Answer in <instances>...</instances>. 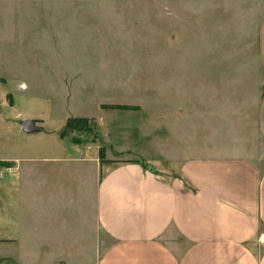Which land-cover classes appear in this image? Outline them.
I'll return each instance as SVG.
<instances>
[{"label":"crops","instance_id":"obj_1","mask_svg":"<svg viewBox=\"0 0 264 264\" xmlns=\"http://www.w3.org/2000/svg\"><path fill=\"white\" fill-rule=\"evenodd\" d=\"M256 44L264 66V17ZM2 84L0 264H264V91L251 111L161 112L148 162L48 136L39 173Z\"/></svg>","mask_w":264,"mask_h":264},{"label":"rangeland","instance_id":"obj_2","mask_svg":"<svg viewBox=\"0 0 264 264\" xmlns=\"http://www.w3.org/2000/svg\"><path fill=\"white\" fill-rule=\"evenodd\" d=\"M263 17L264 0H0L8 117L40 120L29 134L39 173L48 165L46 139L70 118L94 125L107 157L155 160L161 112L169 119L171 111L201 110L203 100L210 110L241 101L251 111L264 91L256 44ZM72 133L83 145L94 138Z\"/></svg>","mask_w":264,"mask_h":264},{"label":"trees","instance_id":"obj_3","mask_svg":"<svg viewBox=\"0 0 264 264\" xmlns=\"http://www.w3.org/2000/svg\"><path fill=\"white\" fill-rule=\"evenodd\" d=\"M110 108H115V109H135V107L132 106H127V105H112V106H108ZM72 132H76V133H83L86 135L89 134H94V138L91 140V143H95L96 141V131L94 128V125L90 124L88 119H84V118H70L66 121L65 126L62 130V132H60V136L64 137L66 134L72 133ZM72 142L74 143H79L82 142L83 140H78L76 138H72L71 139ZM103 150L99 149V156L100 158H103Z\"/></svg>","mask_w":264,"mask_h":264},{"label":"water","instance_id":"obj_4","mask_svg":"<svg viewBox=\"0 0 264 264\" xmlns=\"http://www.w3.org/2000/svg\"><path fill=\"white\" fill-rule=\"evenodd\" d=\"M21 130L24 133H34L39 131V127L35 125V122L33 120L25 119L21 124Z\"/></svg>","mask_w":264,"mask_h":264},{"label":"built area","instance_id":"obj_5","mask_svg":"<svg viewBox=\"0 0 264 264\" xmlns=\"http://www.w3.org/2000/svg\"><path fill=\"white\" fill-rule=\"evenodd\" d=\"M258 242L262 245H264V233L260 234L258 237Z\"/></svg>","mask_w":264,"mask_h":264}]
</instances>
